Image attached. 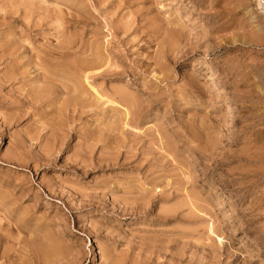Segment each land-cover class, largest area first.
Segmentation results:
<instances>
[{
  "label": "rangeland",
  "instance_id": "1",
  "mask_svg": "<svg viewBox=\"0 0 264 264\" xmlns=\"http://www.w3.org/2000/svg\"><path fill=\"white\" fill-rule=\"evenodd\" d=\"M11 262L264 264V0H0Z\"/></svg>",
  "mask_w": 264,
  "mask_h": 264
},
{
  "label": "bare ground",
  "instance_id": "2",
  "mask_svg": "<svg viewBox=\"0 0 264 264\" xmlns=\"http://www.w3.org/2000/svg\"><path fill=\"white\" fill-rule=\"evenodd\" d=\"M49 6V5H48ZM58 7V6H57ZM46 8V7H45ZM48 11V10H47ZM42 17V16H41ZM189 23V22H188ZM260 23V22H259ZM66 25V24H65ZM190 26V25H189ZM171 28V27H170ZM184 36H186V35H184ZM188 42V41H187ZM62 45V44H61ZM61 48V47H60ZM59 48V49H60ZM63 48H65V47H63ZM63 48H61V49H63ZM68 48V47H67ZM58 49V48H57ZM55 51V50H54ZM53 51V52H54ZM66 51V50H65ZM50 52V51H49ZM49 52H47L46 51V53H44L45 55H47ZM52 52V51H51ZM57 52L59 53V51H56V54H57ZM67 52V51H66ZM31 53H32V51H31ZM55 53V52H54ZM64 53V52H63ZM69 53V52H68ZM82 53V52H81ZM53 54V53H52ZM55 54V55H56ZM61 54V53H60ZM49 55V54H48ZM48 55L46 56V57H48ZM51 55V54H50ZM65 55H66V53H65ZM64 54L62 55V56H65ZM38 56V55H37ZM53 56V55H52ZM58 56H59V54H58ZM97 56H98V58H97ZM102 56V55H101ZM45 57V56H44ZM44 57L43 58H41V57H39L38 56V58H40L41 60H43L44 59ZM51 57V56H50ZM34 58V57H33ZM54 57H52V59H53ZM55 58H57L56 56H55ZM59 58H61V55H60V57ZM96 58L97 59H100L99 58V55H96ZM92 59V60H90V61H81V62H79L78 60H76V61H73V63H71V64H69L70 66H68V67H70V70H72V67L73 68H75V71H76V69H78L79 70V72H81L82 74H84V78L86 79V80H88V79H90V74L91 75H93V72H95V71H97L98 69H101L103 66H108V65H106L107 64V62L104 60L103 61V57L100 59V60H102V61H98L97 59ZM105 58V57H104ZM106 59V58H105ZM49 61H50V59H48ZM48 60H47V58H46V60H45V63L46 62H48ZM96 60V61H95ZM52 61V60H51ZM102 62H104V63H102ZM47 64V63H46ZM50 65V64H49ZM48 65V66H49ZM53 67V66H52ZM66 67V66H65ZM67 67V68H68ZM58 68H60V67H58ZM61 68H63V66H61ZM80 68V69H79ZM50 69V68H49ZM65 69V68H64ZM60 70H62V69H60ZM90 71V72H89ZM104 71V70H103ZM102 71V72H103ZM106 72V71H105ZM54 73V72H53ZM97 73H98V71H97ZM100 73V72H99ZM211 73L213 74V71H211ZM101 74V73H100ZM43 75V74H42ZM46 75V74H45ZM79 75V74H78ZM97 75V74H96ZM100 76V75H99ZM42 79L44 80V82H48V77L46 76L45 77V79L42 77ZM15 80H16V77H15ZM13 81V80H12ZM9 83V82H8ZM38 84V83H37ZM75 86V84L73 85V89L75 88L74 87ZM78 86V85H77ZM79 89H80V86L78 87ZM72 89V90H73ZM93 89V88H92ZM76 90V89H75ZM74 90V91H75ZM73 91V92H74ZM76 92V91H75ZM81 92V91H80ZM78 93V92H77ZM38 96V95H37ZM114 96H115V94H114ZM28 100V99H27ZM108 100V99H107ZM108 101H110V100H108ZM40 102H42V101H40ZM128 103V102H127ZM38 104H39V102H38ZM130 104V103H129ZM34 105V104H33ZM226 107L228 108V107H233L232 106V102H230V100H228L227 101V105H226ZM130 112V111H129ZM128 113V112H127ZM162 141V140H161ZM162 144V143H161ZM164 145V144H163ZM184 165V164H183ZM180 167V166H179ZM166 174V173H165ZM3 236V235H2ZM194 241V240H193ZM60 263V262H59ZM11 264H12V262H11Z\"/></svg>",
  "mask_w": 264,
  "mask_h": 264
}]
</instances>
